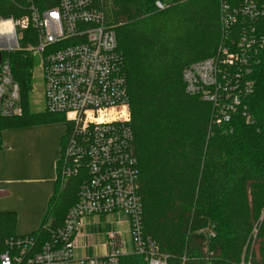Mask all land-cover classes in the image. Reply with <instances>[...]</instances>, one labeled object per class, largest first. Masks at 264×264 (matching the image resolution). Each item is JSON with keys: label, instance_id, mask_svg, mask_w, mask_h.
I'll use <instances>...</instances> for the list:
<instances>
[{"label": "trees", "instance_id": "trees-1", "mask_svg": "<svg viewBox=\"0 0 264 264\" xmlns=\"http://www.w3.org/2000/svg\"><path fill=\"white\" fill-rule=\"evenodd\" d=\"M154 1L95 0L123 59L142 232L167 255L168 264H264V47L255 59L246 98L250 120L235 115L230 127L208 126L209 104L183 92L180 73L213 54L219 41L218 2L159 0L165 6L156 9ZM54 3L36 4L45 9ZM25 14L23 1L0 0V17ZM34 43V29L20 31V45ZM9 60L22 111L0 119V126L28 125L45 117L29 110L32 54L14 51ZM58 175L56 161L47 224L18 235L15 213L0 211V254H17L16 242L24 236L33 238L26 256L51 239L80 184L75 176L57 188ZM205 229L213 236L200 232ZM119 263L143 264L136 255L122 256Z\"/></svg>", "mask_w": 264, "mask_h": 264}, {"label": "built area", "instance_id": "built-area-1", "mask_svg": "<svg viewBox=\"0 0 264 264\" xmlns=\"http://www.w3.org/2000/svg\"><path fill=\"white\" fill-rule=\"evenodd\" d=\"M14 1H23L27 14L0 17V119L22 111L9 54L39 55L44 110L69 123L57 159L58 172L63 180L80 176V184L75 202L52 230L51 239L26 256L33 238L24 236L16 242L17 254H0V264H120L125 255L140 256L143 264H168L167 255L142 232L126 79L112 26L95 0H54L45 9L37 7L38 0ZM217 2L216 48L210 56L184 66L180 79L186 95L209 104L208 126L224 127L235 115L250 120L246 98L252 91L255 59L264 47V0ZM154 6L165 5L155 0ZM27 27L34 29L35 43L20 45V31ZM95 215L114 217V226L103 232L104 250L97 256L74 258L83 220ZM89 229L83 237L101 233L92 222ZM200 232L213 236L209 229Z\"/></svg>", "mask_w": 264, "mask_h": 264}, {"label": "rangeland", "instance_id": "rangeland-1", "mask_svg": "<svg viewBox=\"0 0 264 264\" xmlns=\"http://www.w3.org/2000/svg\"><path fill=\"white\" fill-rule=\"evenodd\" d=\"M33 66L30 69V90L27 94V100L29 104V110L31 113H44L45 117L41 116L39 119L35 120L31 124H21L17 126H0V138L2 131H21L16 132L11 137V143L17 142L19 144H25L29 150H39L40 155L47 154L49 145L52 140H56L58 152L63 144L64 136L69 127V123L65 121L64 117L61 116L59 119H50L48 114L44 112V96H43V80H42V69L40 67V57L37 54L32 55ZM1 144H6L3 140ZM8 144V143H7ZM2 148H0V152ZM59 156V155H58ZM2 159V154H0V160ZM63 179L58 175L57 188L61 186ZM45 188L47 185H40ZM49 193L45 194L44 189L25 187L26 193L20 197H14L15 202L12 204H0V210L11 208L15 212L16 223H15V233L23 234L29 232L30 230H35L39 228L42 224H47L48 219L44 221L46 217L47 207L49 204V198L53 194V189L50 185ZM0 202H5L1 199ZM114 217L111 215H99L93 216L91 220L92 225L96 226L98 230L102 233L114 226ZM122 231L124 233L125 239L128 241L127 231L128 226L124 224L122 226ZM92 244L94 246V254H98L100 251L101 238L99 234L93 233ZM90 239L86 242L89 244ZM129 246V241H128ZM257 243H255L254 248H256ZM84 256V249L79 248L73 249L74 258H82Z\"/></svg>", "mask_w": 264, "mask_h": 264}, {"label": "crops", "instance_id": "crops-1", "mask_svg": "<svg viewBox=\"0 0 264 264\" xmlns=\"http://www.w3.org/2000/svg\"><path fill=\"white\" fill-rule=\"evenodd\" d=\"M16 132L21 131H2L1 141L3 140L6 144L0 143V148H2V159L0 160V200L4 199L5 202H0V204H12L15 202L14 197H20L26 193L25 187L44 189L45 194L49 193L50 185L53 189L54 180L56 178V161L58 159V152L56 140H52L47 154L40 155L39 150H29L25 144H19L17 142L11 143V137ZM8 143V144H7ZM46 184L45 188L40 185ZM0 211H13L11 208L2 209ZM15 213V212H14ZM92 217H87L83 220V225L75 238L76 249L83 248L84 255L88 254L91 256L100 255L104 247L103 243V233H99L101 238L100 251L98 254L93 252L92 238L94 235H88L83 237L85 232H88L89 224ZM33 230H30L31 232ZM29 232L23 233L27 234ZM18 234V235H23ZM88 239L91 240L89 244L86 242ZM84 244L85 247H82Z\"/></svg>", "mask_w": 264, "mask_h": 264}, {"label": "water", "instance_id": "water-1", "mask_svg": "<svg viewBox=\"0 0 264 264\" xmlns=\"http://www.w3.org/2000/svg\"><path fill=\"white\" fill-rule=\"evenodd\" d=\"M0 57H1V53H0Z\"/></svg>", "mask_w": 264, "mask_h": 264}]
</instances>
